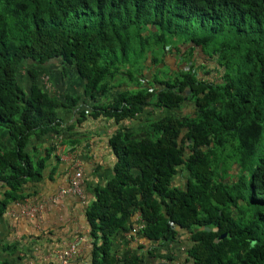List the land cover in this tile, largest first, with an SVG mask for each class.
<instances>
[{
	"label": "trees",
	"instance_id": "16d2710c",
	"mask_svg": "<svg viewBox=\"0 0 264 264\" xmlns=\"http://www.w3.org/2000/svg\"><path fill=\"white\" fill-rule=\"evenodd\" d=\"M170 49L187 69L152 77L149 88L137 85L146 59L155 66ZM51 60L62 76L82 80L90 101L117 71L136 81L94 105L93 115L121 120L150 104L166 111L151 119L152 137L111 136L121 152L115 175L85 209L92 264L141 260L116 259L110 249L136 211L148 240L188 231L190 264H264V0H0V135L10 142L0 147V212L19 197L21 183L39 178L53 149L33 159L29 139L61 132L57 110L79 99L56 97L34 81L35 65ZM186 101L190 113L173 112ZM229 161L246 169L247 179L221 181ZM178 166L188 172L184 189L169 186Z\"/></svg>",
	"mask_w": 264,
	"mask_h": 264
},
{
	"label": "crops",
	"instance_id": "0c3cea01",
	"mask_svg": "<svg viewBox=\"0 0 264 264\" xmlns=\"http://www.w3.org/2000/svg\"><path fill=\"white\" fill-rule=\"evenodd\" d=\"M49 66L50 70L43 69ZM35 67V82L42 85L41 77H47L45 91L56 97L69 93L79 99L73 109L62 106L57 110L62 120L59 125L61 132L29 139L27 151L33 159L44 155V148L49 145H53V149L45 160L39 178L21 183L17 189L19 197L7 203L0 212V264H61L63 251L73 242L77 252L69 256L67 262L92 264L94 244L85 209L94 199L95 189L104 187L115 175L121 152L111 143V136L118 131H126L132 138L152 137L151 119L161 117L166 111L150 104L134 116L121 120L100 113L92 114L94 105L109 103L118 91L134 88V82L145 86L141 83L142 78L150 79L145 69L137 75L136 81L129 80L125 70L117 71L110 80L111 86L96 100L90 101L84 94L82 80L75 75L69 79L62 76L57 61L51 60ZM191 108L186 101L173 112L190 113ZM81 111L83 117L79 114ZM68 125L70 127L66 129ZM9 145L7 134L1 132L0 147ZM76 170L81 173L79 193L66 190ZM187 178L188 172L178 166L169 186L184 189ZM136 213L129 217L125 227L137 224L142 228L144 222L139 217L135 218ZM127 231L123 230L111 238L110 249L116 259L140 254L141 260L137 264L164 261L149 258L147 251L152 249L154 255L170 256L171 261H165L167 264H190L186 254L191 241L188 231L178 228L175 237L168 241L148 240L140 231L128 236Z\"/></svg>",
	"mask_w": 264,
	"mask_h": 264
},
{
	"label": "rangeland",
	"instance_id": "374dc122",
	"mask_svg": "<svg viewBox=\"0 0 264 264\" xmlns=\"http://www.w3.org/2000/svg\"><path fill=\"white\" fill-rule=\"evenodd\" d=\"M185 50V49H184ZM198 52V51H197ZM196 53V52H195ZM177 51H175L174 49H170L169 52H167L165 54V56L162 58V60H160L155 66L152 65H148L149 61L148 59H146L145 61V72H148V78L155 77V78H161L163 76L164 73L167 72H174L176 69H178V66L180 65V61L178 62V60H176V62L174 63V58L176 59V55H177ZM183 54V53H182ZM199 55L196 56V59L198 61V63H206V65L208 64V62H205L204 58H201L200 53H198ZM185 55V54H183ZM43 68V67H42ZM44 70H50L51 67H47V68H43ZM20 81L22 86H26V82H27V78L24 74H26L25 71V67L21 64L20 66ZM203 70L199 71V75L201 74ZM27 75V74H26ZM150 75V76H149ZM218 74H216V72L213 73V77L217 76ZM142 77V76H140ZM188 93V92H187ZM242 177L243 179H247L248 177V171L246 169H244L243 167H240L237 165L236 162L234 161H229L228 164L225 165L224 167V176L222 177L221 181L225 182V183H230L233 182L237 179V177ZM236 214V211L232 212V215Z\"/></svg>",
	"mask_w": 264,
	"mask_h": 264
},
{
	"label": "built area",
	"instance_id": "2783aa9c",
	"mask_svg": "<svg viewBox=\"0 0 264 264\" xmlns=\"http://www.w3.org/2000/svg\"><path fill=\"white\" fill-rule=\"evenodd\" d=\"M178 62L180 63V65L178 66V69H187V67L189 66V63L185 60H183L181 57H178ZM46 79L47 77L45 75H43L41 77V81H42V85H40L43 89L46 88ZM141 83L144 84L147 88L150 87V82L147 81L146 79L142 78ZM80 178H81V173L80 170H76L74 172V174L72 175V177L69 180V186L66 189L67 191L70 192H74V193H79V183H80ZM66 190H61V192H66ZM31 211H28L27 213H30ZM139 217V219L142 221L139 212L137 211V213L135 214V218ZM140 226H138L137 224H133L131 225V227L128 229V231L126 232V234L128 236L134 235L136 233H138V231H140ZM77 252L76 250V244L73 242L71 243L62 253V260H61V264H69L67 262V258L73 254H75Z\"/></svg>",
	"mask_w": 264,
	"mask_h": 264
},
{
	"label": "water",
	"instance_id": "95a60500",
	"mask_svg": "<svg viewBox=\"0 0 264 264\" xmlns=\"http://www.w3.org/2000/svg\"><path fill=\"white\" fill-rule=\"evenodd\" d=\"M206 230H208L209 228H205ZM151 264H167L165 261H151Z\"/></svg>",
	"mask_w": 264,
	"mask_h": 264
}]
</instances>
